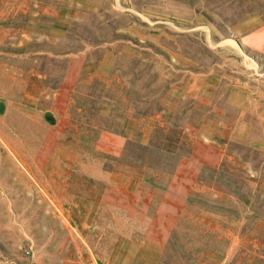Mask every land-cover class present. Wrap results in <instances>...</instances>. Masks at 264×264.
I'll return each instance as SVG.
<instances>
[{"label":"rangeland","instance_id":"1","mask_svg":"<svg viewBox=\"0 0 264 264\" xmlns=\"http://www.w3.org/2000/svg\"><path fill=\"white\" fill-rule=\"evenodd\" d=\"M0 264H264V0H0Z\"/></svg>","mask_w":264,"mask_h":264},{"label":"crops","instance_id":"2","mask_svg":"<svg viewBox=\"0 0 264 264\" xmlns=\"http://www.w3.org/2000/svg\"><path fill=\"white\" fill-rule=\"evenodd\" d=\"M129 170H131V169H129ZM126 171L127 172H125V173H130L127 169H126ZM128 195V194H127ZM131 195V197H135L136 196V194L134 193V194H130ZM150 196H152L151 194H150ZM164 198L165 197H169V198H171V193H169V194H166V193H163V195H162ZM151 221H153V218H151Z\"/></svg>","mask_w":264,"mask_h":264},{"label":"bare ground","instance_id":"3","mask_svg":"<svg viewBox=\"0 0 264 264\" xmlns=\"http://www.w3.org/2000/svg\"><path fill=\"white\" fill-rule=\"evenodd\" d=\"M246 61V60H245Z\"/></svg>","mask_w":264,"mask_h":264}]
</instances>
